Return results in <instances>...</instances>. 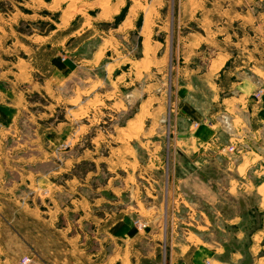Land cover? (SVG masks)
Instances as JSON below:
<instances>
[{"label":"rangeland","instance_id":"1","mask_svg":"<svg viewBox=\"0 0 264 264\" xmlns=\"http://www.w3.org/2000/svg\"><path fill=\"white\" fill-rule=\"evenodd\" d=\"M254 20L261 26L250 31ZM249 47L264 59V0H0V109L20 113L18 123L16 112L0 113V264H166V243L160 248L145 237L126 243V232L111 238L103 232L98 218L106 216V223L123 216L122 202L132 200L131 191L110 198L103 185H124L126 173L119 169L138 160L137 183L149 187L148 179L158 181L154 204L162 203L164 219L184 217L183 204L174 201L197 195V184L208 191L225 185L231 170L227 175L218 154L202 151L193 182L174 185L176 121L186 103L181 87H193L194 107H207L208 73L226 86L230 73L221 77L217 68L231 57L242 64ZM215 58L219 62L210 68ZM55 61L64 83L49 78ZM73 66L77 77L69 80ZM39 87L48 94H39ZM61 88L64 99L57 105L63 111L50 115L53 93ZM75 88L78 106L71 111ZM255 93L259 100L264 92ZM212 109L219 111L214 121L228 122L222 104ZM56 117L65 118L64 141L51 144L39 132ZM241 150L231 143L219 148L230 157ZM44 155L49 160L41 163ZM143 191L148 204L152 198ZM105 195L110 202H100ZM223 197L224 215H241L248 233L264 228L258 195ZM128 217L142 231L148 226L135 213ZM241 244L244 250L247 241ZM249 257L245 252L240 264Z\"/></svg>","mask_w":264,"mask_h":264},{"label":"crops","instance_id":"2","mask_svg":"<svg viewBox=\"0 0 264 264\" xmlns=\"http://www.w3.org/2000/svg\"><path fill=\"white\" fill-rule=\"evenodd\" d=\"M259 26L261 25H256L255 20L253 23L249 21L247 25L250 31H255ZM250 49L252 48L247 49L248 55L246 59L244 58L242 64L236 65L234 58L231 57L225 68H222L223 64L217 68L221 77L226 73H230L231 80L226 86H219L218 77H212L211 72L208 73L206 84L212 87V92L205 97L206 100H209L207 107H194L190 95L193 87L189 84L183 85L181 90L183 97L186 98V103L181 106L182 110L176 121L179 138L176 140V147L172 155L174 185L177 187V184L186 185L190 181L193 182V177L198 175L199 170H201L199 164L204 160L203 157H199V151L203 152V156H208L209 153L212 156L218 154L220 156L218 158L221 159L218 160L221 170L226 172L227 175L228 170H231V179L225 185H216L211 191L206 189L207 186L205 188L203 185L197 184L195 189L198 190L194 191L198 193L197 195L186 196L185 199L181 198V203L176 202L178 199L174 201L179 206L183 204L184 217L181 219L173 217L164 219L162 203L159 206L154 204L159 197L157 188H155V183L158 181L153 179L151 182L148 179L149 187L139 185L136 177L140 173V162L132 157L133 159L129 163H124L122 168L119 169L126 173L124 185L121 184L117 187L110 185L109 182L103 185V190L110 195V198H112V193H120L121 195L122 193H128V191H131L132 196V200L130 199L129 202H122L121 211L124 212L123 216L111 219L106 223V216L98 218L106 225H104L103 232L106 233L105 230H107L110 238L115 234L121 235L126 232L127 235L121 236L124 237L126 243L135 240L141 241L144 237L160 248L166 243L170 249L166 264H240L245 252L248 253L251 260L244 264H264V242L260 241L264 236V228H258L248 233L242 224L244 219L241 215L226 216L222 213L224 193L235 196L244 193H255L259 198L258 206L264 209V93L259 100L254 97L258 87L257 81H262L264 85V59L253 56ZM213 62L218 63L219 59H213L210 68L213 67ZM232 63L235 65H232ZM76 73L75 66H73L69 80L73 79L74 76L77 77ZM63 74V69L58 67L55 61L54 70L49 78L53 76L58 78L59 76V81H63ZM120 75L122 74L116 75V78ZM77 89H73L70 94L71 101L68 100L71 111L77 110L78 105L74 101L79 96L78 92L76 93ZM225 91H228V93L226 94ZM39 94L46 96L48 92L47 90L43 92L39 87ZM53 94L56 104L51 106L50 115L58 108L60 111H63L64 108L63 105H57V101L64 99L63 88L59 89V92L56 90ZM219 104H222V107L229 112L228 122L224 125L223 122L214 121L213 119L219 115L217 110L214 113L213 105ZM20 106H24V101L21 102ZM2 112L7 113L9 117H13V112H16L13 118L16 120L15 123L19 122L20 113L18 114V109H0V113ZM43 119L45 121L47 118ZM193 120L195 122L199 121L197 127L194 126ZM38 121L40 125L42 120ZM64 121L65 118L62 117L58 120L56 117L53 125H47L45 128L40 129L39 136L46 138L45 141L51 144H53L52 142H63ZM128 122L123 127H126ZM14 125L12 128H14ZM226 129L232 132L229 138ZM39 136L33 137L35 141H38ZM131 137L132 134L129 138L131 139ZM230 143L242 148L241 152L234 157L219 151L221 146ZM47 155L39 158L41 163L49 160ZM158 166H161V164L159 163ZM223 167L225 168L222 169ZM107 170L108 172H115V169L110 166ZM71 173L74 174L72 170ZM142 175L139 174L138 176ZM143 190H145L148 197L152 198V201L150 200L148 204L141 199V194L144 193ZM108 199L107 196L103 197L100 202H110ZM93 204L97 205L99 202ZM130 213H135L147 222L148 226L144 231L136 227L135 219L128 217ZM73 219H82V216ZM245 240L247 245L243 250L241 243ZM175 255L177 257L181 256V258H178L179 261L174 259Z\"/></svg>","mask_w":264,"mask_h":264},{"label":"built area","instance_id":"3","mask_svg":"<svg viewBox=\"0 0 264 264\" xmlns=\"http://www.w3.org/2000/svg\"><path fill=\"white\" fill-rule=\"evenodd\" d=\"M263 92H264V87L263 86H259L257 91H256V93H255V95L256 96H260ZM229 149L231 151H235V147L233 145H230ZM136 222H137V225L139 227H142L144 225V223H142L141 221H136Z\"/></svg>","mask_w":264,"mask_h":264},{"label":"bare ground","instance_id":"4","mask_svg":"<svg viewBox=\"0 0 264 264\" xmlns=\"http://www.w3.org/2000/svg\"><path fill=\"white\" fill-rule=\"evenodd\" d=\"M101 53V52H100ZM134 124V123H133ZM136 124V123H135ZM131 125V124H130ZM136 126V125H135Z\"/></svg>","mask_w":264,"mask_h":264}]
</instances>
